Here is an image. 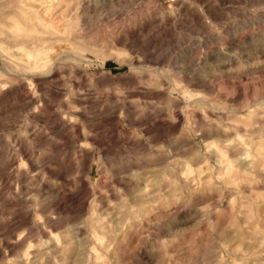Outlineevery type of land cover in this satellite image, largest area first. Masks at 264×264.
Instances as JSON below:
<instances>
[{"label": "rangeland", "instance_id": "rangeland-1", "mask_svg": "<svg viewBox=\"0 0 264 264\" xmlns=\"http://www.w3.org/2000/svg\"><path fill=\"white\" fill-rule=\"evenodd\" d=\"M0 264H264V0H0Z\"/></svg>", "mask_w": 264, "mask_h": 264}, {"label": "bare ground", "instance_id": "bare-ground-1", "mask_svg": "<svg viewBox=\"0 0 264 264\" xmlns=\"http://www.w3.org/2000/svg\"><path fill=\"white\" fill-rule=\"evenodd\" d=\"M47 11V9H43V11L42 12H46Z\"/></svg>", "mask_w": 264, "mask_h": 264}]
</instances>
